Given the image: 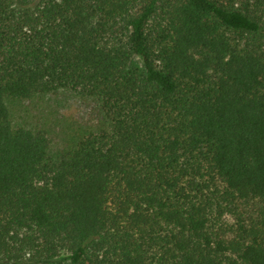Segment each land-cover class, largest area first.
<instances>
[{"label":"trees","instance_id":"1","mask_svg":"<svg viewBox=\"0 0 264 264\" xmlns=\"http://www.w3.org/2000/svg\"><path fill=\"white\" fill-rule=\"evenodd\" d=\"M0 264H264V0H0Z\"/></svg>","mask_w":264,"mask_h":264},{"label":"rangeland","instance_id":"2","mask_svg":"<svg viewBox=\"0 0 264 264\" xmlns=\"http://www.w3.org/2000/svg\"><path fill=\"white\" fill-rule=\"evenodd\" d=\"M21 110L22 115H28L27 119L34 122L63 117H83L88 112L87 106L79 100H71L68 103H62L61 106H57L55 97L25 101L24 105H21Z\"/></svg>","mask_w":264,"mask_h":264}]
</instances>
